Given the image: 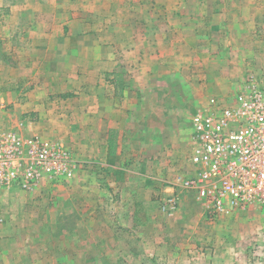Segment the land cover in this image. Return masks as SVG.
Returning a JSON list of instances; mask_svg holds the SVG:
<instances>
[{
	"label": "crops",
	"instance_id": "obj_1",
	"mask_svg": "<svg viewBox=\"0 0 264 264\" xmlns=\"http://www.w3.org/2000/svg\"><path fill=\"white\" fill-rule=\"evenodd\" d=\"M248 61L264 68V0H0V84L15 80L12 86L17 87L1 93L0 100H15L20 134L55 141L80 162L71 179L57 184L45 179L22 191L29 196L52 193L57 203L62 192L66 203L71 200L80 205L77 209L83 207L75 210L73 225H59L64 232L79 233L86 222L100 225L112 218L114 238L104 243L112 247V264H145L162 257L175 261L177 245L164 239L169 229L181 231L182 225L174 177L190 171L169 168H189L192 115L209 98L222 100L238 91ZM160 87L163 95L156 94ZM178 87L185 93L174 94ZM191 88L197 95L189 93ZM21 93L23 100L18 99ZM53 94L60 96L51 100ZM163 101L174 110H161ZM196 103L185 142L172 153L163 143L156 146L160 144L163 172L171 175L169 184L157 177L150 181L147 172L146 186H130V197L112 203L114 191L123 195L121 182L132 185L138 178L126 155L132 137L140 135L145 143L154 115L172 118L184 104ZM88 190L96 192L92 196ZM108 201L112 216L96 210ZM248 208L264 218V204ZM203 209L202 217L211 222ZM246 209L240 210L248 213ZM68 213L71 210L65 208L60 215ZM0 229L9 231L8 226ZM260 231L264 233V224ZM259 242L264 247V240ZM16 243L13 256L0 253V264L80 261V251L72 250L82 245L78 239H64L66 251L59 249L61 244L47 243L36 256L24 249V240ZM242 245L223 238L214 255H200L193 245L181 252L194 264H246Z\"/></svg>",
	"mask_w": 264,
	"mask_h": 264
},
{
	"label": "rangeland",
	"instance_id": "obj_2",
	"mask_svg": "<svg viewBox=\"0 0 264 264\" xmlns=\"http://www.w3.org/2000/svg\"><path fill=\"white\" fill-rule=\"evenodd\" d=\"M257 67L259 66H257L255 62L248 61V66H245L243 74L245 75L247 69H258ZM260 68L263 67L260 66ZM168 79L169 80L164 79L166 84L171 82L170 77ZM13 82L16 81L14 80L10 82L9 85L8 83L6 85L5 83H3V85L0 84V94L8 91L7 89H9V91L17 89V87L12 86ZM7 86L9 88H5ZM164 86L165 85L162 87L167 88V86ZM22 87L24 88V86ZM156 91V94L160 93L163 95V89L161 87L158 88V90L156 89ZM166 92V95L171 94L168 90H166ZM174 92L181 94L185 93L180 87L177 89L174 88L173 93ZM236 92L233 91L232 93H229V97ZM189 93L197 95V91L194 88H191ZM59 96L60 95L53 94L51 95V100L57 99ZM1 97L3 96L1 95ZM22 97L21 93L18 99L20 98L23 100ZM202 99L204 98H200L199 102H201ZM14 101L10 99L7 103L6 100H0V127L18 131V121H16V118L18 119V117H16L17 113L13 106ZM197 104L198 103L191 104L190 106L184 104L182 109L177 111L175 117L172 118L161 119L154 115L153 120L148 122L149 132L147 136L145 135L147 138L145 143L142 142L140 135H134L132 137V142L129 144L130 151H127L126 155H129L127 159L128 163L132 164L130 168L133 173H136L138 178L132 183V185H130L129 182H121L120 186L122 189L124 188L123 195L120 193L119 195V191H114L109 197V200L111 197L113 198L112 203L117 199L121 202L122 198L130 197L132 194L130 193L131 191L126 192L130 186L135 189L141 188L143 185L146 186L147 184L144 181V178H147L145 176L147 172L148 175H152L151 178H148L150 181H155L157 177L159 179H164L167 185L169 184L167 183V180H171V175L163 172L161 161L158 157L160 150L157 149L160 144L158 147L156 146L158 143H163L169 153H172V150L176 148L178 144L185 142L184 137L186 138L189 132V117ZM168 106L169 105L163 101L161 110H164L165 108L174 110V108L172 109ZM158 124H161V129L158 128ZM156 131L160 132L156 133ZM24 136L29 135L24 134ZM148 141H150L149 145ZM124 154L122 157L123 160L125 159ZM169 169L175 172H179V169H182V172L187 173L190 171V166L189 168L187 166L181 168L180 166L178 168L175 167V170L173 167ZM121 172L125 173L124 171H120L119 173ZM95 186V189H97L98 186L96 184ZM176 187L179 196V203H181L183 209L181 231L180 229L179 231H171V229H169L166 233L164 232V239H167L170 242L172 240L171 244L177 245V247L174 246V252L177 253V257L175 261L167 262L166 258L162 257L158 261L145 264H194L193 260L188 255H183L181 251L184 252L186 249L191 248L189 245H193L200 255H206L203 253L214 255L217 248V242H220L223 238H231L236 242H242L243 245L240 248V251L241 254L245 256L246 264H264V247H262V244L259 242V240H264V233L260 231L262 224H264V218L259 214L253 213L251 211L253 207L246 209L248 210V213H246L245 210H235L232 212L233 215H228L226 218L223 216L221 219H217L216 217L210 220L211 222H208L205 220L204 216L202 217L201 215L203 212L202 210H204L203 207L205 208V206L197 194L192 190L181 188L179 186ZM51 189L53 188L50 187L49 190ZM88 192L93 196L96 191L88 190ZM58 193L61 194L59 200L62 204L59 202L57 203V199H55V195H52V193L48 196L46 193L42 192L38 193V195L29 196L27 192L17 188L0 190V226H5V228L8 226L9 228V231L6 233L2 232V229H0V238L4 239V242L0 243V253H3L4 250L6 251V256H13L15 248L18 246L16 241L22 242V240L26 242V245H23L24 249L27 250L28 253L31 251L30 254L34 256L42 253V250L47 243L50 245L54 243L61 244L59 249L63 248V251H66L63 243L64 239L65 241L69 240V243L74 239H78L82 241V245L72 248V250L75 249V253L80 251V261L78 264H112V261H110L111 263L108 262V260H112V258H109L112 256V247L104 245V243L107 242L111 243L112 238H114V236H112V218L107 217V219H103L104 223L100 225L86 222L82 225L83 227L81 226L83 231H79V233L78 231L74 232L73 230L69 232L61 231L59 225L64 224L66 227L73 225L75 222V210L77 212L78 209L83 207H78L77 209V206L80 205H77L71 200L66 203L65 200L68 199L64 197L62 192ZM86 197L90 198V195ZM109 202L110 201H108V203L105 202L106 204L103 205L100 204L96 210L102 211L107 216H112V206L110 205L111 202ZM57 204L58 207H55ZM65 208L70 209L71 213H68V217H61L60 212ZM172 234H175V236ZM125 237V235H122V238ZM9 240L14 244H9ZM92 244L95 246H91ZM178 244H181V246ZM170 249L173 248H167L169 251ZM16 250H18V248Z\"/></svg>",
	"mask_w": 264,
	"mask_h": 264
},
{
	"label": "built area",
	"instance_id": "obj_3",
	"mask_svg": "<svg viewBox=\"0 0 264 264\" xmlns=\"http://www.w3.org/2000/svg\"><path fill=\"white\" fill-rule=\"evenodd\" d=\"M190 123V174H176L175 186L194 191L211 220L264 204V68L248 69L233 96L209 98ZM79 167L57 142L0 127V189L57 184Z\"/></svg>",
	"mask_w": 264,
	"mask_h": 264
}]
</instances>
